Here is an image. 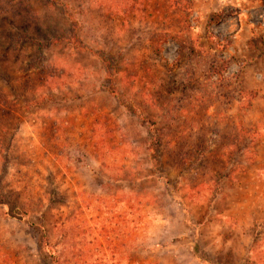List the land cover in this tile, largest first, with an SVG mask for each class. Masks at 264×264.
Returning a JSON list of instances; mask_svg holds the SVG:
<instances>
[{
    "label": "rangeland",
    "instance_id": "1",
    "mask_svg": "<svg viewBox=\"0 0 264 264\" xmlns=\"http://www.w3.org/2000/svg\"><path fill=\"white\" fill-rule=\"evenodd\" d=\"M126 7L0 0V264H264V0Z\"/></svg>",
    "mask_w": 264,
    "mask_h": 264
},
{
    "label": "trees",
    "instance_id": "2",
    "mask_svg": "<svg viewBox=\"0 0 264 264\" xmlns=\"http://www.w3.org/2000/svg\"><path fill=\"white\" fill-rule=\"evenodd\" d=\"M112 0H110L111 2ZM156 2H163L167 7V10H171L174 13L178 14L184 11L183 9L186 8L189 0H156ZM122 4L124 7L129 9H134L135 7L139 6V0H122ZM118 3H112L109 7L114 10L118 9ZM180 11V12H179Z\"/></svg>",
    "mask_w": 264,
    "mask_h": 264
}]
</instances>
